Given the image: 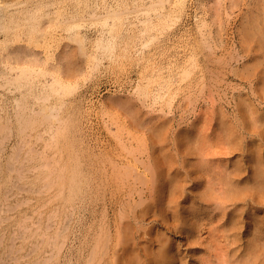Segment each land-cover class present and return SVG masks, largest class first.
Masks as SVG:
<instances>
[{
	"label": "bare ground",
	"instance_id": "bare-ground-1",
	"mask_svg": "<svg viewBox=\"0 0 264 264\" xmlns=\"http://www.w3.org/2000/svg\"><path fill=\"white\" fill-rule=\"evenodd\" d=\"M166 1L167 2L169 1L168 3H170V5H167ZM185 1L186 0H147V1L146 0H24V3L22 2L23 5H20V2L18 5H13L9 2V0H0V30L8 31L3 35L2 40H0V44H1L0 45L1 46L0 47V61H1L0 65H3V63H4L3 66H5L6 68H9V70L11 69L9 72L10 74L8 73V71L6 72L4 70L5 71L4 72L1 69V73H3V74H0V75H3V76L6 75V80L16 79L18 81L17 86H20V87L23 85H26V83L28 82V77H27L28 73L24 72L25 69H27L25 71L29 72L30 71L29 69H31V68L35 69L36 68L35 66H38V68H40L39 66H45L46 65L44 67V68H46L45 70H47L48 72L50 71V74L52 75V78L50 80L41 81V82L36 83V84L32 82L31 85L28 87V92L30 94H32V96L34 97L36 102H38V103L41 102V104H40L41 108L38 111L35 108L28 106L26 104V102L21 101L22 102L21 103L20 100L18 98H16V104H15L14 109H13L14 113L12 114V115H14V119H15V121H14L15 127L19 128L20 131L24 132V129L27 128V123H32L31 126L34 125L33 123L35 122L34 120H36V119L32 120V118H33L32 113H34V112L36 113V111L40 112V110L46 111V112L53 111L52 109L54 108V110H55V107H57L55 104H53L54 102L56 103V101L59 102V104L58 103H56V104H58V105L62 104V101L59 100V97L56 98V101L54 99L53 101L48 102V99L50 98L49 95L51 94L52 91H55L56 89L59 90L58 88H56L57 84H58V86L59 85L62 86L64 83L69 82V80H72L74 77L79 75L80 71L83 69L85 57H87L89 59L90 58L89 56H91L95 52L94 47L96 46L97 42H98L97 43L98 45L102 46L105 49H108V48L111 49L114 47L116 48V46L118 45L117 43L124 42L123 44H125V46L127 48L126 51H129V53H127V54L125 53L126 51L124 49H126V48L124 47L123 55L124 54H126V55H124L125 57L123 56V58L121 57V59H126L127 55L130 54L129 58L131 57V59L138 60V58L137 59L135 58L136 55L135 56L133 55L134 54L133 51L136 49L135 47H138V46H135L137 44L136 43L137 36H138V39L139 38L142 39V37H139V36H142L141 35L142 33L145 34V36H143L144 38L146 37L147 34H150L151 38L149 36H147V37L150 38L149 42L153 43L154 41H151V40L153 39V37H156L157 33L159 35L158 31L159 30L161 31V29H162L161 27H160L161 29H159L157 26L158 25L161 26V23H163V22L165 23V21H166L165 24H167L166 18L173 17L175 14H177L176 16H178L177 18H179L180 16L178 14H181V13L184 16L185 13L183 14V11L186 10L185 6L187 5V4L185 5V3H186ZM233 1L234 0H231V2H233ZM11 2L13 3V0H11ZM187 3H188V1H187ZM200 4H203V3H200ZM218 4H219V2H218ZM220 4H221V2H220ZM248 4L250 5V8L244 14L245 23L243 24V21H242L241 24L243 26H241V29H239V30H241V41H242V45L244 46L243 48H245L244 50L246 51V53L248 55L250 54L251 56H250V58H248L249 59L248 61L244 62V64L242 65V68L246 69V70H250V72L253 73V75L257 79L256 83L260 86L263 85V87H264V0H250V1H248ZM140 5H144V6L139 8ZM188 5H189V3H188ZM249 5H248V7H249ZM132 7H134L135 9ZM198 7H200V6H198ZM97 8L99 10H101L102 14L105 17V19L103 20V23H104L103 25H105V26H103L102 28L97 30V34L94 35L95 37L93 39V37L91 38L90 34H87V32L84 33L83 30H80V31L76 30L75 27L81 25L80 19L82 18L81 16L85 15L84 13L96 14L95 11L97 10ZM216 9H217V11H219L218 9H220V8L218 7ZM132 10L138 14L137 15L134 14L135 12L133 13ZM140 11H141V13H140ZM130 13L134 14V15L132 14L133 16L131 15L132 19L129 16ZM139 14L141 16H139ZM96 15H98V13ZM185 15H187V14H185ZM197 15H199V13ZM91 16H90V18H91ZM176 16H175V18H176ZM45 17H48L47 23L42 22V19ZM83 17H85V16H83ZM195 17H197V16H195ZM99 18H100V16L97 17V19H99ZM109 18H113L114 19L113 22L112 21L110 22ZM124 18H126L125 20H128V18H130L131 20H129V21H127V23H125ZM87 19H89V18H87ZM136 19H138L139 21L136 22ZM172 19L173 18H171V20H170V25H167V26H169V27L171 25L173 26V24H171ZM201 19H202V17H201ZM83 20H84V18H83ZM64 21L66 22V25H67V26L63 27L64 29H69V28L74 29L75 28L74 32L72 34L66 35L65 33H62V32H60V33L55 32L56 28L61 25V24L59 25V22H64ZM116 21H118V22H116ZM173 21H175V20L173 19ZM203 21H204V23H203ZM203 21L200 22L201 24L203 23L201 25V26H203V28H204V25L205 26L211 25V23H209L210 24L209 25V24H207V21H205V20H203ZM138 22L141 23V26H140V28L136 29L137 25H135V23L138 24ZM176 22L177 21H175V23ZM197 22H199V21H197ZM213 22H212V24H213ZM172 23H174V22H172ZM221 23H223V22H221ZM69 25H70V27H69ZM213 25H211V26H213ZM220 25H217V26H219L218 31H220L221 29L223 30V27L221 28ZM169 27L168 28L166 27V28L171 29V27L170 28ZM195 27L198 28L197 26H195ZM163 28H164V26H163ZM207 28L210 29L209 27H207ZM183 29H184V27H183ZM200 29H202V27H200ZM152 30L153 31L156 30L157 33L152 32ZM163 30H166V29L164 28ZM163 30H162V32H163ZM172 30H174V29H172ZM194 30L197 31V29H193V31ZM204 30H206V29H204ZM204 30H202L203 34H202L201 30H198V31L201 32L200 34L203 35L202 42H206L207 43V44L205 43V45H207L206 47H209L211 49L213 47V45L211 43H213V42L210 43V41H208V40H210L213 36L212 37L207 36L208 38H210V39H207L206 34H204ZM215 30H216L215 33L217 34V27ZM184 31L185 30H183V33L185 34L186 31L185 32ZM187 31L189 33L191 32L189 30H187ZM206 32H207V30H206ZM39 33H41L40 36H42V38H44L43 43L38 41V39H39L38 34ZM164 33L165 32H163V34L161 33L162 36L165 34H166V36H168L167 33H169V35H170V32H167L165 34ZM180 33H179V35L176 33L177 36L182 35V33L181 34ZM208 33H210V30H209V32H207V34ZM212 34L214 35V33H212ZM218 34H219V32H218ZM190 35H191V33H190ZM196 35H198V33H196ZM160 36L161 35H159L158 38H161ZM66 37H68V39L72 38L73 40H77L76 41L77 44L71 45V44L67 43L66 41H65V43L61 44V42H62L61 40H63ZM198 37H199V35H198ZM198 37H196L197 41H198ZM144 38L142 39L143 40L142 42L145 41ZM163 38H164V36L161 38V40ZM186 38L187 37H185L183 39H186ZM193 38H194V35H193L192 39H189V38L188 39L191 41V40H193ZM213 38H214L213 40H216L215 37H213ZM23 39L26 40L25 43H22V41H20ZM141 39H139V42H141L140 41ZM172 39H173V36H172ZM179 39H180V37H179ZM181 39H182V36H181ZM147 40H148V38L146 39V41ZM189 40H187V41H189ZM196 40H194V41H196ZM213 40H211V41H213ZM55 41H56V46L54 49H52L51 46L55 43ZM158 41H155V42L158 43ZM174 41H176V40H174ZM139 42H138V44H139ZM162 42H164V40H162ZM177 42H179V40H177L175 42L176 46L179 45V44L177 45ZM184 42L186 44V40ZM196 42H195V44H192L191 47H189V49H190L189 51H191L190 54L192 55V56L190 55L191 57H193V56L195 57L197 54L199 55L201 53L200 50L203 49V47L201 48V45H200L203 43L200 42V44H199V42H198V44H196ZM169 43H171V41ZM172 43H171V45L174 44V43L173 44ZM190 43H192V42H190ZM190 43L188 45H190ZM214 43H215V41H214ZM120 44H119V48L122 45V44L121 45ZM145 44H146V46H148L147 42ZM153 44L156 47L155 43H153ZM159 44H160V41L157 45H159ZM216 44H215V46H216ZM141 45L144 46V44H141ZM141 45H139V46H141ZM152 45L149 44L148 47L152 48ZM166 45H168V44H166ZM188 45L186 44V46H188ZM37 46H38V48L42 47V50H40L41 52H39L36 49ZM123 46L124 45H122V47ZM160 46H163V45H160ZM160 46L156 47L154 50H152L153 49L152 48L148 52L146 49H144L143 52L141 50V51H139V52H141L140 57L139 56H137V57H139V59L142 58V60L144 58V61H146V63H144V64L148 63L147 66L148 65L151 66V65H153L152 61H154L158 55L160 56V54H161L162 57H163V55H165L164 52H166V51H164V50H166V49L163 48L164 49L163 50L160 48ZM186 46H185V49H186ZM171 47L173 48L175 46L173 45ZM171 47L170 48L166 47V48L171 49ZM198 47H200V48H198ZM206 47L204 46V49ZM219 47H221V46H219ZM219 47H217V48H219ZM119 48L117 46L116 50ZM133 48H135V49L133 50ZM182 48H184V47L182 46ZM137 49H140V47ZM177 49H178V51H180L179 48H177ZM212 49H214V48H212ZM119 50L121 52L122 48ZM112 51H114V49H112ZM137 51H135V52H137ZM181 51H183V50H181ZM202 51H205V50H202ZM216 51L217 50H215V52ZM116 52H118V50ZM161 52H163L164 54L162 55ZM186 52H188V51H185L184 53H182V55L180 52H179V54L181 56H184V55H187ZM209 52H207V53H209ZM215 52H214V54H216ZM112 53L114 54V52H112ZM131 53H133V54H131ZM116 54H117L116 56H120L121 53L119 54V52H118ZM179 54L177 53L176 55H179ZM204 54L207 57V55L210 56V54H212V53L206 54V52H205ZM81 55H83L84 58H81ZM176 55L175 56L172 55V56L176 57ZM111 56H113V55L111 54ZM168 56H169V53H168ZM168 56H166V57H168ZM173 57H171V60H173ZM200 57H201V54H200ZM206 57L205 58L203 57L204 63H206L208 61V59L209 60L210 59H217L216 56H215V58H208V57L206 58ZM118 58H120V57H118ZM118 58L116 60H118ZM129 58H128V62H129ZM168 58H170V57H168ZM180 58H183V57H180ZM203 58H201V60ZM165 59H167V58H165ZM187 59L188 60H185V59L184 60L186 62L191 60V58H187ZM197 59L195 58L193 61H196ZM112 60H113V57H112ZM116 60L114 62H116ZM150 60H152L151 61L152 64H149ZM119 61L121 62L120 59H119ZM169 61H170V59H169ZM169 61H168V65H170L169 63L172 62V61H170V62ZM174 61L176 62L177 58ZM174 61H173V65H175ZM179 61H177V62H179ZM181 61H183V60H181ZM193 61H192V63L191 62L190 63L194 64L193 66H196L197 68L199 67L198 64L200 62H202V61H200V59H198L195 63H193ZM210 61H213V60H210ZM215 61L216 60H214L213 62H215ZM122 62H123V60H122ZM156 62H157V60H156ZM159 62H160V60H159ZM159 62H157L155 64L156 67L153 65L155 67V69L157 68V66H159L158 68H160V66H161L160 64L162 62L159 65H157ZM166 62L164 61V63H166ZM186 62H185V64L183 62L178 63V64L183 63L184 64L183 66H185V65H187ZM11 64H14L15 66L14 65L11 66ZM126 64H127V62H126ZM134 64L135 63H133V67L137 65V63L135 65ZM16 65H18V66H16ZM173 65H171L172 68L175 67ZM205 65L207 66V63ZM128 66H130V65H128ZM191 66H190V68H192ZM200 66H202V65H200ZM151 67H149V68L151 69ZM163 67H164V65H163ZM177 67H179V66H177ZM180 67H181V65H180ZM17 68H20L21 70L19 71V69H18L19 72H16ZM136 68H138V66ZM181 68H182L181 71H184V67H181ZM186 68H187V66H186ZM193 68H195V67H193ZM13 69L16 72V73L14 72L15 74H12V72H11ZM129 69H131V67ZM38 70L40 71V69H38ZM42 70H43V72H45L44 69H42ZM153 70H154V68H153ZM161 70L162 69H160V71ZM172 70L173 69L170 68L171 73L174 72ZM190 70L188 72L185 69V71L188 72V73L185 72L186 77H187V74H190L192 72ZM200 70H201V68H200ZM203 70H204V67H202V71ZM181 71H179V72H181ZM143 72L146 73L145 69H144V71H142V73ZM8 74L9 75L12 74V76H9ZM153 74H157V73H155L153 71ZM182 74H183V72H182ZM182 74L180 73L182 78H186L185 75H182ZM139 75L143 76L145 74L140 73ZM140 76H138V77H140ZM162 76H163V74H162ZM167 76H168V74L166 75V77ZM146 77H147V75H146ZM152 78H154V77H152ZM139 79H142V78H139ZM156 79H154V81H156ZM164 79H165V77H164ZM174 79H176V78L174 77ZM197 79L198 78H196V80ZM202 79H204L203 76H202ZM202 79H201V81H202ZM149 80H150V78H149ZM165 80H167V78ZM150 81H149V83H150ZM168 81H167V84L172 82L171 78H170L169 83H168ZM173 81H175V80H173ZM181 81H182V79H181ZM175 82H178V80ZM3 83H5V82H3ZM161 83H162V81H161ZM161 83L160 84L157 83L158 84L157 87L160 85L159 88H161V90H163L162 88L164 85H161ZM196 83L199 84V82H197V81H196ZM196 83H194L195 86H196ZM202 83L203 82H201V84ZM8 84H9V82H8ZM147 84H148V82L146 83V85ZM4 85H6V84H4ZM171 85H173V84L172 83L169 84V87ZM178 85H180V82H179V84H177V86ZM188 85H186V86H188ZM199 85H197V86H199ZM177 86L175 87L176 89H177ZM63 87H62V89H63ZM144 87H143L144 92L142 94L146 95V93H145L146 90H144ZM147 87H145V89ZM188 87H186V88H188ZM11 88H12V86H11ZM151 88L152 87H150V90H151ZM153 88H152V90H154V91H147L150 94V96L147 94L148 97H152V99L151 98L149 99L148 104H147L150 107H153L152 104L155 103L156 101H158L159 99H161V98H159L157 100V98H156L157 96L159 97L160 94H158V93L159 92L161 93V91L157 90L155 88V86ZM170 88H166V89L171 90ZM178 88H182V87L178 86ZM197 88H200V87H197ZM16 89H17V87H16ZM155 89L157 90L156 91L157 93L155 92ZM176 89H174V90L176 91ZM190 89L194 90L195 88L193 89V86H192V88H190ZM178 90L180 91V89H178ZM186 90L188 91L189 88ZM186 90H184V91H186ZM192 90H190V92H193ZM153 92H155L156 95L157 94L158 95L155 96V94ZM168 92H167V94H168ZM190 92H186L185 95H187ZM173 93L174 92H172V94ZM193 93H192V95L194 97L195 94H193ZM161 94L163 96L164 93H161ZM172 94L170 97H172V98L175 97V96H172ZM196 95H197V93H196ZM162 96H160V97H162ZM190 96L191 95L184 96V97H190ZM163 97H162V99H163ZM170 97L168 98L169 100L172 99V98L170 99ZM41 99H43V101H41ZM143 99H145V98L143 97ZM146 99H147V97H146ZM194 99H196V97H194ZM13 100L15 101V98ZM62 100H64V99H62ZM112 100H111V102H112ZM140 100H142V99H140ZM183 100L186 101V98ZM187 100L191 101L190 98L189 99L187 98ZM113 101H115V103H117L115 108H117V106L123 107L127 111L128 116L130 115L133 118H135V121L133 123H136L135 128L137 129V131L138 130L142 131V129H143L142 132H144V130H146L151 135L150 137L152 139L157 138V141L155 140L156 142L155 143L153 142V145H151L153 148V149L151 148V150H153L152 151L153 153H150V157L152 154V156L154 157L153 163L147 164V162H148L147 161L145 163L147 165H145L143 163L144 160L139 156L143 160L142 163L140 162L142 164V166L143 167H144V165H145V167L147 166L145 168V171L142 172L138 168V162H139L138 159H140V158L133 157L136 155L132 154L133 155L132 157L134 160L126 159V157L124 159V157H123V159L121 161H118L116 163L115 162L116 159L114 160V158L117 155V153H119V151L118 152L116 151L117 153L115 156L111 154L114 158H112V156H110V155H108L109 158H108V156L105 157V155L102 153H100V155H98L97 153H96V155L90 154L89 152H91V151H89L87 153L86 149L88 147L86 148V146L84 144V140L81 141L79 138H76V135H74V133H73L74 132V126L76 127V122H73V118L71 116H69V119H72V121L70 120L68 122V120L65 119L63 114L60 117H58V119L56 118L58 116L57 115L55 117L56 118L55 120H57V122L49 121L51 123L48 124V128H49V130H51V134H50L52 136L51 140L55 139L53 142L56 141V143L58 140L63 141V145H64L63 147H64V150L66 152L63 153V156L61 158H60V156L59 157L58 156L52 157L51 155H49V156H51V157H49L48 154H46V155H43V157L45 158L44 159L40 155V158L41 159L43 158L44 160L43 159L42 160L44 162L36 165V167H38V169L40 171V174L38 176V180L34 181L33 178L29 179V180L28 179L25 180V186L27 185L25 187V189H27V191L30 192L32 190V186H34V184H36L35 186L38 187L37 188L38 190L41 191L44 188H48L47 191H49L50 187L53 188V186H55V189H54L55 192L54 191L53 192L56 195V193H61V191H63L62 189L64 188V186H66L67 187V194H65L66 200L68 202H71L72 200L80 199V201L79 200H77V201L81 202L80 205L76 202L77 203L76 205H71L72 207H69V208H67V205H66L67 202L66 201L61 203V206L64 207V210H65L64 213H66L68 220H70V222H71L72 217H75V215L73 216V214L81 213L83 208H85V207L87 208V205L96 201L95 204L97 207H95L94 215H92L95 218V220H94L95 224L94 223H93L94 225L92 224V228H90L91 230H89L88 227L84 229L85 233H83L84 237L81 241V244H82L81 250L83 252L81 253L79 251L77 253L78 255L76 256L77 258H72V253H69V254H66V256L63 255V258L67 257V258H64L63 261L56 262L55 257H58V256H55L54 258L53 257L52 258L46 257L45 259L42 258V261H40V258H32V257L27 258V256L22 255L21 250L28 243H30V241H31L30 238H32V236L37 231L36 225H35L37 223H35V221L31 220L32 216L30 217L31 219L29 217H27L28 214L26 216L25 213L21 214L19 212L20 213L19 216H18V214H17V217H16V215L12 216L9 213L10 210L7 211V210H5L6 207H3L6 204L5 198L8 199L7 198L8 196L6 195L7 193H5V192H7L9 187L12 186V184L16 181V180L14 181L15 177H16V179L18 177L16 176V174L12 173L13 170H17L15 161H13L14 160L13 156H14V158H16L15 153H13V152H15L14 149H12L11 152L9 151L10 153L4 157L1 156V154H0V264H75V261H76V264H185L186 258L182 259L181 258L182 256L177 258V252L180 250L177 251V249H178L177 246L179 247V245L176 246V240H175L176 238H173L172 235L167 237L165 235L166 233L162 232L163 231L162 229H161V233H163L165 235V237H162L159 239L157 247L154 248V250L153 249L151 250L148 248V246H146L147 242H145L143 240H141L142 241L141 242L139 240L138 236L137 235L135 236L136 231L142 225V221H144L143 218L147 219L145 217H142V215L143 214L146 215L149 212H150L149 214H151L152 213L151 211H154V214L157 213V215H162L164 212H166V213L170 212L169 213L170 215L174 214L173 217L176 216V218H177V216H179L180 218L178 217L177 219L180 220L181 226L176 225V223H175V225L179 226L178 230L182 231L181 232L182 235L185 236L186 239H188V241H189V240L193 239L194 235H195L194 237L196 238L197 233L196 234H194V233L196 232V229H199L198 225L203 221V219L209 217L208 213H210V206L208 207L207 203H208V200H211V199L214 201V204L217 206V208H219V211L221 213V215L218 217L219 223H221V228L219 227V230L223 233V235L222 234L221 235L227 237V239H230L229 241H231L230 247L228 249L225 248L226 249L225 250L226 251L225 259L227 261V264L228 263L229 264H254L257 260H259L258 258H261V259L263 258L262 259L263 261L261 260V262L264 264V112L258 111V108L255 107V105L252 104V102L250 103L247 100H243L240 102L239 107H241V110L246 113V114L244 113L242 116V118L245 121L242 120V118H241V121H244L246 124L248 123V119L251 123L254 121V123H255L254 127L255 128L253 127V125H251L253 129L251 128L249 130L252 131V133H257L260 137L251 138V140H253L252 141L253 144H252V142H251L252 145L249 144V147H247V149H246L247 151L245 150V152L242 153V155L236 154L237 156L234 157L235 159L232 157L233 158L232 161H234V164L232 165V162L231 161L230 162H231L232 167L234 166L233 169L232 168L230 169V167H228L229 170H227L226 167L223 164H221L222 168L225 167L224 169H226L227 171L224 169H221L220 165L218 166L217 161H216V166H215V163L211 162L213 160H210L211 159V158H209L210 156L208 157V155H207L208 154L207 152L211 151V150L207 151V149H208L207 146H209V145H207L205 147V144H207L206 142H208V139L206 138L208 135L206 134L205 135L206 137H204V138L202 137L203 134L200 136V134H199L200 132L195 130L196 129V126L194 124L195 122H193L191 124V126L187 127V129L186 128H184V129L179 128V129H177L176 132L174 131V133H173V135H174L173 139L175 141L174 145H176L181 150V152L179 150H177V151H179L181 153L180 155H182V158H184V160L180 161V162L182 163V166H184V169L187 170V172L192 173V176H191V182L192 183H191V185H189V187H191L192 189L191 188H189V189H191L196 194L193 197H190V196L186 197L185 196V194H187L186 188H185L186 183L183 184V182H185V181H183L184 180L183 179L184 174L181 175V169L178 168L176 165L177 162L179 163L178 157L175 156V154L172 155L170 153L171 150H169V152L167 150V153L163 152V150L166 149L165 144L169 142V141L167 142V139H168L167 134L169 131H172V130H170V128H171V125L173 123L172 122L173 121V115H172V117H170L168 114H167L168 116H166V114L164 115V113H163L164 111H162V115L157 114V116H153L155 114L149 115L147 113L149 110L146 113H144L143 111L141 112V110H139L138 107L136 106L137 103L134 104L131 101L129 102L128 100H122V99H119V100L116 99ZM161 101H163V100H161ZM157 103L160 104L161 102L160 103L157 102ZM111 104H113V103H111ZM140 104H141V101H140ZM156 104H155V106H156ZM53 105H55V106H53ZM147 105H145V106H147ZM111 106H112V108H114L113 106H115V105H110V107ZM179 106H182V104L180 103ZM117 109H119V108H117ZM115 111H113V112H115ZM167 111L168 110H166V112ZM50 112H49V114H51ZM153 112H154V110H153ZM156 112H157V108H156L155 113ZM169 112H170V110H169ZM2 113H4V112H2ZM52 113H54V112H52ZM56 113L57 112H55V114ZM111 113H110V115H111ZM44 114H45V112L42 113V116ZM49 114H46L45 116H47V117L46 118L44 117V119L51 120V119H47ZM113 114H114V116L116 115L115 113H113ZM122 115H123V113H122ZM124 115H125V113H124ZM42 116H41V118H43ZM50 116L51 115H49V117ZM111 116H113V115H111ZM117 116H119V114H117ZM73 117L75 118L76 116H73ZM113 117H112V119H114ZM246 118H248V119H246ZM7 119L9 121V118H7ZM112 119L109 120L110 123H111ZM117 119L118 118H116V120ZM124 119H125V117H124ZM129 119H130V117H129ZM3 120L5 121V117L0 114V129L5 127V125H4L5 122H3ZM46 120H45V122H47ZM40 121H42V120L40 119ZM88 121H90V120H88ZM225 121L222 119V126L221 127L226 133L225 136H226L227 141H230V143L229 142L228 143L230 145L235 144V146L237 145V147H239L238 146L239 144L240 145L244 144V138L243 137H245V134L240 135V133L237 132V129H235L236 126L234 127V125H232L228 121H226V122ZM45 122L42 121V124ZM120 122H121V120H120ZM123 122L125 123L124 120H123ZM106 123L107 122H105L104 125H106ZM114 123H116V122H114ZM114 123H111V125H113ZM148 123H149V125L147 126ZM121 125H122V123H121ZM34 126L36 127V125H34ZM126 126L127 125H125L124 127H126ZM132 126H134V125H132ZM243 126H245V125L243 124ZM22 127H23V130H22ZM106 127L108 128L109 125ZM120 127H122V126H120ZM8 128H9V126H8ZM37 128H38V126H37ZM42 128H44V127H42ZM110 128H112V127H110ZM116 128L118 129V125H117V127L115 125V129ZM113 129H109L110 130L109 133H112L111 131ZM121 129L119 128L118 132H119V130L121 131ZM6 130H7V128H6ZM9 130H10V128H9ZM30 130H32V129L30 128ZM116 130H114V131H116ZM132 130L130 129L129 131L131 132ZM4 133H6V132H4ZM144 133H146V132H144ZM116 134H117V131H116L114 137L117 136V138H119V136H120L119 140L115 139L113 136L112 137L116 141L118 140L119 144L121 143L120 145H123L122 143L125 142V139L121 135L124 136V134H122V132L120 133L119 136H118V134L117 135ZM29 135H31V134H29ZM35 135L37 137L36 133H35ZM138 135H139V133H138ZM34 136H33V138H34ZM40 136H41V134H40ZM127 136H128V134H127ZM38 137H39V135H38ZM53 137H55V138H53ZM60 137L62 139H60ZM2 138H0V139H2ZM126 138H127L126 141H128V137H126ZM139 138H140V135L138 136V139ZM144 138L145 137L140 139V142L143 144H144ZM212 140H211V142H212ZM21 141L23 142L24 146H25V144H28L30 142V139L26 135V133H24L21 136ZM101 141H103V140H101ZM254 141H255V143H254ZM18 142H19V140H18ZM95 142H97V139L95 140ZM145 142H147V140ZM150 142H152V141H150ZM231 142H232V144H231ZM16 143L17 142H15L12 147L16 148ZM79 144H82V147H80ZM150 144H152V143H150ZM0 145H1V143H0ZM98 145H99V143H98ZM98 145L96 144V146H98ZM27 146H30V145H27ZM129 146H133V145L129 144ZM144 146L145 145L141 144V147H144ZM2 147L3 146H1V148ZM19 147H21V146H19ZM98 148H99V146H98ZM112 148L110 147L111 150H112ZM130 148L133 149V147H130ZM167 148L169 149V146H167ZM212 148H213V146H212ZM35 149L37 150V148H35ZM100 149H102V147ZM134 149H136V148L134 147ZM36 150L34 152H37ZM104 150H106V149H104ZM125 150L126 149H124V151ZM147 150H148V148H147ZM22 151L23 150H21V152ZM39 151H40V149H39ZM56 151L54 150L53 154H56ZM144 151L146 152V149H144L143 152ZM129 152L132 153V151H129ZM173 153H175V152H173ZM24 154H26L25 156H23L24 158L19 159L21 161V162H19L21 166H22V164H24V165L27 164V163H25L27 159H30V161H31V158L34 156V154L36 155V153L33 154L31 148H29L26 151V153H24ZM105 154H106V152H105ZM134 154H135V152H134ZM80 155H81V157H80ZM125 155H127V154H125ZM17 156H20V155H17ZM117 156H119V155H117ZM160 156H162V158ZM145 157H147V156H145ZM166 157L169 159V161L166 159ZM41 159H40V161H42ZM147 159H148V157H147ZM30 161H28V162H30ZM148 165L150 168L148 167ZM212 166L214 167L213 169H211ZM25 167H28V166L25 165ZM140 168H141V166H140ZM215 168H219V169L216 170ZM18 169H19V171H17V172H19V173H17V175L18 174L25 175L24 171L21 173V171H20L21 169L20 168H18ZM22 169H23V167H22ZM150 169H151V172H153V174L150 172ZM28 170H29V168H28ZM220 170L221 171L224 170V173L221 174ZM210 171L212 172V175H209ZM216 173H217V176H219V177L215 176ZM181 177L183 180H181ZM216 180L218 181V186H217ZM19 181H20V179H19ZM22 182H23V180H22ZM187 182L190 183V181H188V179H187ZM90 183H92V184L90 185L91 191L89 192V191H87L88 190L87 185ZM140 184H143V185L146 184L147 185L146 188H147V190H149L148 192H152L150 190V187H152L153 188L152 189L153 190V196L149 195L148 197H150V196H152V197H150L148 199L146 197L140 199L137 195L138 200L135 201V200H133V199H135V196H134L135 193L139 192L140 196H142L143 193L147 192L146 190H144L145 187L144 188L141 187ZM18 185H19V183H18ZM62 185H63V187H61ZM152 185H154V186H152ZM20 186H21V184H20ZM113 186H116V188L121 187V190L120 189L119 190L122 193H125V195L128 194V196L130 198L127 197L128 199L126 201L123 200L121 210L117 208L118 211H120V213L117 211L119 213V215L116 213L119 218L115 217V215H114L113 219L111 218V220H108L107 219L108 207L106 206L107 203H105L104 200H105L106 193L109 192V190H111L110 188ZM22 187H23V185H22ZM23 189H24V187H23ZM33 190L35 191L36 189H33ZM116 192H117L116 189L111 192L110 199H112V197L115 195ZM188 192H190V191H188ZM44 193H45V191H44ZM118 193H120V192H118ZM118 193L116 195H118ZM148 194H150V193H148ZM120 196L121 195H119L118 197L120 198ZM116 198H117V196H116ZM26 199L29 200V198H26ZM49 199L51 200V198H49ZM49 199H48V201H50ZM121 199H123V197ZM21 200H22V198H21ZM99 201H101V203L102 202L103 203L100 205ZM4 202H5V204H3ZM116 202H118V201H116ZM45 204H46V202H45ZM98 204L102 208L101 207L98 208ZM39 205H41V204H39ZM109 205L110 204L108 203V206ZM8 206L12 207V205H8ZM33 208H34V206H33ZM37 208L38 207H35L34 209L37 210ZM136 208H138V209H136ZM3 209L5 211L4 213H2ZM39 209H40V207H39ZM57 210H58V208H57ZM49 212H50V210H49ZM139 212H140V214H139ZM40 213H43V212L40 211ZM38 214H39V212H38ZM175 214H178V215H175ZM47 215H48V213H47ZM207 215H208V217H207ZM29 216H30V214H29ZM38 216H40V215H38ZM51 216H50V218H52ZM54 216H53V219H54ZM48 217L49 216H46V218H48ZM74 220H76V219H74ZM8 221H11L10 224L12 227H10V224ZM78 221H80V220H78ZM66 223L68 224V221H66ZM73 223H72V226H73ZM48 224H46V225H48ZM52 224L53 225L49 226V228L47 226V228H48L47 232L42 231L43 233H40V234H42L44 241L48 240L50 242V244H52V246H54L56 249V247H59L60 242L62 243V245L64 244L62 241L59 242L57 240V238L59 236L61 237L63 234L62 233L63 232V230H62L63 226H61L59 223H58L59 225H57V224L55 225L54 221ZM64 224L62 223V225H64ZM175 225L173 227L177 229V227ZM68 226H70V225H67L64 227H68ZM38 228H40V227H38ZM44 228H45V226H44ZM141 228H143V226ZM154 228H155V226H154ZM167 228H168V224H167ZM159 229H158V231H159ZM170 229H171V227H170ZM74 230H76V229H74ZM155 230H156V228H155ZM178 230H176V232ZM19 231H24L23 233H25V231H26L27 234H23L21 236V237H23L21 242H20L21 246L18 249L17 248L15 249V254H13V255H15L14 258H11V257L10 258H2L5 253H7V252H8V254L12 253V251L9 253L8 247L14 241H11L10 243L7 241H8V239L10 240L11 237L14 236L13 235L14 233H17ZM64 231H65V229H64ZM146 231H148V230L146 229ZM170 231H172V230H170ZM154 232L155 231H153V233ZM156 233H155V235H156ZM20 234H21V232H20ZM20 234H19V236H20ZM178 234H179V232H178ZM6 235H7V238L6 237L4 238V239H6V241L2 242V239H3L2 237L6 236ZM80 235H81V233H80ZM16 236H18V234ZM161 236H162V234H161ZM161 236H159V237H161ZM17 238H20V237H17ZM195 238H194V240H196ZM4 239H3V241H4ZM64 239H65V237H64ZM14 240H16V238ZM142 243H145V244H143L144 246L142 245ZM12 244H14V243H12ZM38 247H39V245H38ZM38 247H35V248H38ZM63 248L64 247H62V249ZM52 249H51V251H49L50 253L52 252ZM32 251H33V249H32ZM225 251H223V252H225ZM28 252H29L28 253V256H29V254L33 253L34 251L33 252L28 251ZM49 252H45V253H49ZM198 252L199 251L196 250V248L194 247V242H193L191 244V256H192V258H191V261L188 260V262L186 264H216V262L214 261L215 258H214V260H212L210 258L202 259V257H201L202 260L198 261V258H196V256H198ZM8 254H6V255L8 256ZM51 255L52 254H50V256ZM56 255H58V254H56ZM182 255H184V254L182 253ZM178 256H180L179 252H178ZM221 257H224V255ZM61 258L62 257H60L59 260ZM57 261H58V259H57ZM226 261L224 260V262H226ZM217 264H220V263H217Z\"/></svg>",
	"mask_w": 264,
	"mask_h": 264
},
{
	"label": "rangeland",
	"instance_id": "rangeland-1",
	"mask_svg": "<svg viewBox=\"0 0 264 264\" xmlns=\"http://www.w3.org/2000/svg\"><path fill=\"white\" fill-rule=\"evenodd\" d=\"M147 1V0H146ZM187 1H188V3H189V5H188V3H187ZM248 1H250V0H248ZM248 1L247 0H234L233 2H231V0H186L185 2V9L188 11H183V14L185 13V14H187V15H185L184 14V16L182 15V13L181 14H178L180 17L179 18H177L178 16H176L177 14H175L173 17H169V18H166V20H167V24H165L166 23V21H165V23L163 22V23H161V26H157L159 29H161V31L159 30L158 32H159V35H161L160 37L162 38L163 36H164V38L162 39V40H164V42H162V40H161V38H158L159 37V35H158V33H157V31L156 30H152V32H156L155 34H156V37H153V39L151 40V41H154L153 43H155V45H156V47H158V46H160V45H163V46H160V48L161 49H163V48H165L166 50H164V51H166V52H164L163 50V52L165 53V55H163L164 53L163 52H161L162 53V55H163V57L161 56V54H160V56L158 55L157 56V58H155V60L154 61H152V60H150V62H149V64H152L153 63V65L155 66V64L157 63V62H159V60H160V62L157 64V65H159L161 62L163 63H161L160 65V68H158L159 66H157V70L155 69V67L153 66V65H148L147 66V64H144V63H146V61H144V58H143V60H142V58H140L139 59V57H140V53L141 52H139V51H141L142 50V52L144 51V49H146L147 50V52L149 51V50H151L152 48V50H154L156 47L154 46V44L152 43V42H149L150 40V38H151V36H150V34H147L146 35V37L144 38L143 36H145V34L144 33H142L141 35L142 36H139V37H142V39L144 38V42L146 43L147 42V45L149 46V44H153L152 45V48H149L148 46H146V44L144 43V42H142L143 40L141 39V38H139V39H141L140 41L141 42H139V39H138V36H137V40H136V43L138 44V42H139V44L137 45L136 43V45L135 46H138V47H135V48H133V53H131V54H133L134 56H135V58L137 59L138 58V60H134V59H131V57L129 58V55L130 54H128L127 55V57H126V59H121V57L123 58V56L124 55H126L127 53H129V51H126L127 50V48H126V46H125V44H123L124 42H119V43H117L116 45L118 46V48H119V44L121 43L122 45H124L123 47H122V45H121V47L119 48V49H121L122 48V51L120 52V50L119 49H117L118 50V52H119V54H120V56H116L117 54L116 53H118V52H116L117 50H116V48H117V46H116V48L114 47V48H108V49H105V48H103L102 46H100V45H98L97 43H96V46L94 47V49H95V52L91 55V56H89L90 58L88 59L87 57H85V60H84V65H83V69L80 71V73H79V75H77L76 77H74L72 80H69V82H66V83H64L62 86L61 85H59L58 86V84H57V87L56 88H58L59 90H55V91H52L51 92V94L49 95V99H48V102H51V101H53L54 99H55V101H56V98H58L59 97V100L60 101H62V104L61 105H58L59 104V102L58 101H56V103H58V104H56L55 102L53 103V104H55L57 107H55V110H54V108L52 109L53 111H49L51 114H49V112H46V111H41L40 110V112H37L40 108H41V106H40V104H41V102L40 103H38V102H36V100L34 99V97L32 96V94H30L29 92H28V87L31 85V83L33 82V83H39V82H41V81H48V80H50L51 78H52V75L50 74V71L48 72L47 70H45L46 68H44L45 66H39L40 68H38V66H35L36 68L35 69H29L30 71L28 72V71H25V70H27V69H25L24 70V72H26V73H28V82L26 83V85H23V86H17L18 85V81L16 80V79H11V80H6V75L5 76H3V75H0V77L2 78H0V114L1 115H3L4 117H5V121L3 120V122H5L4 123V125H5V127L4 128H2V129H0V138H2V139H0V143H1V145H0V154H1V156H6L7 154H9L10 152H11V150L12 149H14V151L15 152H13V153H15V156H16V158H14V156H13V161H15V164H16V168H17V170H13L12 171V173L13 174H16V176L18 177L17 179H16V177H15V179H14V183L12 184V186H10L9 187V189H8V191L7 192H5V193H7L6 195L8 196H6L8 199H6L5 198V202H6V204H5V202L3 203V204H5L3 207H6V209L5 210H7V211H9V213L12 215V216H15L16 215V217H17V214H18V216H19V214L21 213V214H23V213H25V215L27 216V214H28V216L27 217H31L32 216V219L31 220H33V221H35V223H37V224H35L36 225V233L32 236V238H30L31 239V241H30V243H28L21 251H22V255H24V256H27V258H40V261H42V258H46V257H50V258H54L55 256H58V257H55V259H56V262H59V261H63L64 260V258H67V257H64L63 258V255L64 256H66V254H69V253H72V258H77L76 256L78 255L77 253L80 251L81 253L83 252L82 250H81V246H82V244H81V241H82V239H83V237H84V234L83 233H85L84 232V229L85 228H87L88 227V229L89 230H91L90 228H92V224L94 223L95 224V218H94V216H92V215H94V210H95V207H97L96 206V201H94L93 203H90L89 205H87V208L85 207V208H83L82 209V211H81V213H79V214H73V216L75 215V217H72V219H71V222H70V220H68V218H67V216H66V213H64V207L63 206H61V203H63L64 201H66L67 203H66V205H67V208H69V207H72L71 205H76L77 203L80 205L81 204V202H79L80 201V199H75V200H72L71 202H68L67 200H66V198H65V194H67V187L66 186H64V188L62 189L63 191H61V193H56V195H55V191H54V189H55V186H53V188L52 187H50L49 188V191H47L48 190V188H44L43 190H38L37 188V186H35L36 184H34V186H32V190L33 189H36L35 191L33 190H31L30 192L29 191H27V189H25V187L27 186H25V180H29V179H32L33 178V180L34 181H37L38 180V176H39V174H40V171H39V169H38V167H36V165H38V164H40V163H43L44 161V157H43V155H46V154H48V156L49 155H51L52 157H56V156H60V158L63 156V153L64 152H66L65 150H64V145H63V141H60V140H58L57 141V143H56V141L55 142H53L55 139H53V140H51V130H49V128H48V124L49 123H51V122H57V120H55L56 118L58 119V117H60L62 114H63V116L65 117V119L66 120H68V122L71 120L72 121V119H69V116H71L72 118H73V122H76V127L74 126V135H76V138H79L81 141H83L84 140V144H85V146H86V151H87V153L89 152V151H91V152H89L90 154H95L96 155V153L98 154V155H100V153H102V154H104L105 155V157L106 156H108V155H110V156H112V155H116V153L119 151V153H117V155H119V156H115V158L112 156V158H114V160H115V162L117 163L118 161H121L122 159H123V157H124V159H125V157H126V159H132V160H134L133 159V157H137V158H142L143 160H144V162H143V160L140 158V159H138V168L143 172V171H145V168L147 167H145V165H147L148 163H153V159H154V157L152 156V154H151V157H150V153H153L152 151L153 150H151V148H152V146L151 145H153V142L155 143L156 141H157V138L155 139H152L150 136V134L146 131V130H144V132H146V133H144V132H142L143 131V129H142V131L141 130H138L137 131V129L135 128V126H136V123H133L134 121H135V118H133L132 116H128V113H127V111L123 108V107H119V106H117V108H119V109H117V108H115L116 107V105H117V103H115V101H113V100H119V99H122V100H128L129 102L131 101L132 103H134V104H136V106L138 107V109L139 110H141V112L143 111L144 113H146L148 110V114L149 115H153V114H155V115H153V116H157V114L158 115H162V111H164L163 113H164V115L166 114V116H170V117H172V115H173V123H172V125H171V128H170V130H172V131H169L168 132V134H167V138L169 139H167V142L169 143H166L165 144V150H163V152L165 153H167V150H168V152H169V150H171V154L172 155H174L175 154V156H177L178 157V160H179V163L177 162L176 163V165H177V167L178 168H180L181 169V175H183L184 174V180L182 179V177H181V180H183V181H185V182H183V184H185V188H186V193L187 194H185V196L186 197H193V196H195L196 194L191 190L192 188L191 187H189V185H191V176H192V173H189V172H187V170L186 169H184V166H182V163L180 162V161H183L184 160V158H182V155H180L181 153V150L176 146V145H174L175 143V141H174V139H173V133H174V131L176 132L177 131V129H179V128H181V129H184V128H186L187 129V127H189V126H191V124L193 123V122H195L194 124H195V126H196V129L195 130H197V131H199L200 133V136L203 134V138L204 137H206L205 135L207 134L208 136L206 137L207 139H208V142H206L207 144H205V147L207 146V145H209V146H207L208 147V149H207V151L208 150H211L210 152H207L208 154V157L209 158H211L210 160H213V161H211L212 163H215V166H216V161L218 162V166L220 165V168L221 169H224L225 167H226V169L227 170H229L228 169V167H230V169L232 168L233 169V167H232V165L234 164V161H232L233 160V158L234 157H236L237 155H242V153H244L245 152V150L247 149V147H249V144H251V142L253 141V140H251V138H258V137H260L257 133H252V131H250L249 129H251L252 128V126L251 125H253V127H254V125H255V123H254V121L251 123L250 121H249V119L248 118H246V119H248V123L246 124L244 121V119L242 118V116H243V114L245 113V112H243L242 110H241V107H239V104H240V102L241 101H243V100H247V101H249L250 103L252 102V104H254L255 105V107H257L258 108V111H263L264 112V87H263V85L262 86H260V85H258L257 83H256V81H257V79H256V77L253 75V73H251L250 72V70H246V69H243L242 68V65L244 64V62H246V61H248L249 59L248 58H250V54L248 55L247 53H246V51L244 50L245 48H243L244 46L242 45V41H241V30H239V29H241V26H243L241 23H242V21H243V24L245 23V19H244V14L246 13V11H248V9L250 8V5L248 4ZM9 2L11 3V4H13V5H18L19 4V2H20V5H23V3H24V0H13V3L11 2V0H9ZM23 2V3H22ZM169 2V1H168ZM167 1H166V4L167 5H170V3H168ZM218 2H219V4H218ZM220 2H221V4H220ZM200 3H203V4H200ZM250 3V2H249ZM248 5H249V7H248ZM132 6V5H131ZM144 5H140L139 6V8H141V7H143ZM198 6H200V7H198ZM220 8V9H218L219 11H217V9L216 8ZM132 8H134V7H132ZM199 8V9H198ZM131 9V8H130ZM135 9V8H134ZM189 9V10H188ZM198 9V10H197ZM96 12V14L98 13V15H96V14H90V13H84L85 15H83V16H85V17H83V16H81L82 18L80 19L81 21H80V23H81V25L80 26H77V27H75L76 28V30H83V32L84 33H86L87 32V34H90V36H91V38L93 37V39H94V35L95 34H97V30L98 29H100V28H102L103 26H105V25H103L104 23H103V20L105 19V17H104V15L102 14V12H101V10H99L98 8H97V10L95 11ZM102 14H100V13ZM132 12L134 13L135 11H133L132 10ZM187 12V13H186ZM130 13V18L132 19V16L134 15V14H138V13ZM140 13H141V11H140ZM199 13V15H197ZM89 14V15H88ZM133 14V15H132ZM189 14V15H188ZM215 14V15H214ZM92 15V16H91ZM132 15V16H131ZM183 17H182V16ZM90 16H91V18H90ZM95 16V17H94ZM100 16V18L99 19H97V17H99ZM139 16H141L140 14H139ZM175 16H176V18L178 19H176L175 18ZM195 16H197V17H195ZM201 17H202V19H201ZM83 18H84V20H83ZM87 18H89V19H87ZM95 18V19H94ZM130 18H128V20H125L126 18H124V21H125V23H127V21H129V20H131ZM171 18H173L175 21H177L176 23H175V21H173V19H172V21H171V24H173V26L171 25L170 27H171V29H167L169 26H167V25H170V20H171ZM184 18V19H183ZM200 18V19H199ZM112 19V20H111ZM134 19V18H133ZM169 19V20H168ZM113 18H109V21L111 22H113ZM203 20H205V21H207V24H209V23H211V25H213V26H211L210 24V26H205L204 25V28H203V26H201L203 23H204V21ZM216 20V21H215ZM221 20V21H220ZM137 21H139L138 19H136V22ZM197 21H199V22H197ZM203 21V23L201 24L200 22H202ZM214 21V22H213ZM42 22H48V17H45V18H43L42 19ZM116 22H118V21H116ZM172 22H174V23H172ZM198 24H197V23ZM212 22H213V24H212ZM220 22V23H219ZM221 22H223V23H221ZM219 23V24H218ZM61 24V25H60ZM139 24V25H138ZM138 24L137 23H135V25H137L136 26V29H138V28H140V26H141V23L140 22H138ZM175 24V25H174ZM206 24V25H207ZM222 26H221V25ZM59 25L60 26H58L57 28H56V31L55 32H57V33H60V32H62V33H65L66 35L68 34V35H70V34H72L73 32H74V29H71V28H69V29H64L63 27L64 26H67L66 25V22L64 21V22H59ZM166 25V26H165ZM217 25H220V27L222 28L223 27V30L221 29L220 31H218L219 29V26H217ZM163 26H164V28L166 29V30H163L164 28H163ZM195 26H197L198 28H196ZM69 27H70V25H69ZM161 27V28H160ZM167 27V28H166ZM169 27V28H170ZM173 27V28H172ZM183 27H184V29H183ZM186 27V28H185ZM191 27V28H190ZM200 27H202V29H200ZM207 27H209L210 29H208ZM213 27V28H212ZM215 27V28H214ZM216 27H217V34L215 33V29H216ZM240 27V28H239ZM172 29H174V30H172ZM193 29H197V31H193ZM204 29H206L207 30V32H209V30H210V33H208L207 34V32H206V30H204ZM162 30H163V32H165V33H167V32H170V35H169V33H167V35L168 36H166V34L165 35H163L162 36V34H163V32H162ZM172 30V31H171ZM183 30H185L186 31V35L183 33ZM187 30H189V31H191L190 33H191V35L193 34L194 35V38H193V40H189V39H192V37H193V35L191 36L190 35V33L187 31ZM198 30H204V34H206V37L208 36V37H215L216 38V40H213L214 38L212 37L211 39L210 38H208L207 37V39H210V40H208V41H210V43L211 42H213V43H211L212 45H213V47L212 48H214L215 50H217L216 52H215V50L214 49H210L209 47H206L207 45H205V43L206 42H202V40H203V31H202V34H200L201 32H199ZM214 30V31H213ZM167 31V32H166ZM177 31V32H176ZM184 31V32H185ZM193 31V32H192ZM0 40H2V38H3V35L6 33V32H8V31H4V30H0ZM162 34H161V33ZM182 33V35H180V36H177V34L179 35V33ZM218 32H219V34H218ZM173 33V34H172ZM175 33V34H174ZM177 33V34H176ZM180 33V34H181ZM196 33H198V35H199V37H198V35H196ZM212 33H214V35L212 34ZM144 34V35H143ZM185 36H184V35ZM39 35V39H38V41H40L41 43H43V41H44V38H42V36H40L41 35V33H39L38 34ZM158 35V36H157ZM175 35V36H174ZM147 36H149V37H147ZM172 36H173V39H172ZM181 36H182V39L183 38H185V37H187L186 39H181ZM184 36V37H183ZM189 36V37H188ZM202 36V37H201ZM169 37V38H168ZM171 37V38H170ZM178 39H177V38ZM179 37H180V39H179ZM196 37H198V41L196 40L197 38ZM148 38V40L146 41V39ZM158 38V39H157ZM168 38V39H167ZM175 38V39H174ZM189 38V39H188ZM201 38V39H200ZM75 39V38H74ZM92 39V40H93ZM160 39V40H159ZM24 40V41H23ZM23 40H20V41H22V43H25V39H23ZM116 40V39H115ZM160 41V44L159 45H157L158 43H159V41ZM174 40H179V42H177V45L178 46H176V41H174ZM186 40V44L188 45L190 42H192V43H190V45H188V46H186V44H185V41ZM187 40H189V41H187ZM194 40H196V41H194ZM211 40H213V41H211ZM62 42H61V44L62 43H65V41L67 42V43H69V44H71V45H76L77 43H76V41L77 40H73L72 38L70 39H68V37H66V38H64L63 40H61ZM120 41V40H119ZM155 41H158V43H156ZM168 41V42H167ZM171 41V43L175 46V47H171V46H173V45H171V43H169ZM194 41V42H193ZM214 41H215V43H214ZM218 41V42H217ZM166 42V43H165ZM182 42V43H181ZM184 42V43H183ZM189 42V43H188ZM195 42H196V44H198V42H199V44H200V42H202L203 44H200L201 45V48L203 47V49H201L200 51H201V57H200V54L197 56H193V57H191L192 55L190 54L191 53V51H189L190 49H189V47H191V45L192 44H195ZM165 43V44H164ZM217 43V44H216ZM141 44H144V46L143 45H141ZM166 44H168V45H166ZM170 44V45H169ZM207 44V43H206ZM215 44H216V46H215ZM219 44V45H218ZM1 45V44H0ZM139 45H141V46H139ZM199 45V46H200ZM218 45V46H217ZM55 46H56V41H55V43L51 46V48L52 49H54L55 48ZM171 47V49H169V48H166V47ZM181 46V47H180ZM182 46L184 47V48H182ZM185 46H186V49H185ZM204 46L206 47L205 49H204ZM209 46V45H208ZM219 46H221V47H219ZM1 47V46H0ZM124 47L126 48V49H124ZM140 47V49H137V48H139ZM142 47V48H141ZM151 47V46H150ZM179 48V50L180 51H178V49L177 48ZM188 47V48H187ZM217 47H219V48H217ZM198 48H200V47H198ZM197 48V49H198ZM36 49L39 51V52H41L40 50H42V47L40 48H38V46L36 47ZM112 49H114V51H112ZM123 49L126 51L125 53L126 54H124L123 55V53H124V51H123ZM168 49V50H167ZM116 50V51H115ZM138 50V51H137ZM170 50V51H169ZM181 50H183L184 52L185 51H188V52H186L187 53V55L189 56H187V55H184V56H181L182 55V53H184L183 51H181ZM202 50H205V51H202ZM214 50V51H213ZM135 51H137V52H135ZM175 51V52H174ZM177 51V52H176ZM199 51V50H198ZM199 51V52H200ZM210 51V52H209ZM213 51V52H212ZM5 52V51H4ZM112 52H114V54L112 53ZM116 52V53H115ZM179 52L181 53V55L179 54ZM206 52V54H210V53H212V54H210V56L209 55H207V57L208 58H215V56H216V58L218 59H210V60H216L215 62H213V61H210L209 59H208V61L206 62L207 63V66L205 65L206 63H204L203 62V60H204V58L206 57V55L204 54ZM207 52H209V53H207ZM214 52L216 53V54H214ZM218 52V53H217ZM168 53H169V56H168ZM173 55V56H175L177 53L179 54V55H176V57H173L171 54ZM175 55H174V54ZM185 53V54H186ZM111 54L113 55V56H111ZM223 54V55H222ZM191 55V56H190ZM205 55V56H204ZM212 55V56H211ZM222 55V56H221ZM96 56V57H95ZM137 56H139V57H137ZM166 56H168V57H170V58H168V57H166ZM179 58H178V57ZM220 56V57H219ZM95 57V58H94ZM112 57H113V60H112ZM118 57H120V58H118ZM125 57V56H124ZM161 57V58H160ZM171 57H173V60H171ZM180 57H183V58H180ZM191 58V60H189V61H185V60H188L187 58ZM204 57V58H203ZM206 57V58H207ZM81 58H84V56L83 55H81ZM118 58V60H116ZM128 58H129V62H128ZM159 58V59H158ZM165 58H167V59H165ZM176 58H177V61H179L180 59L181 60H183V61H179V62H175L174 60H176ZM193 58V59H192ZM200 59V61H202V62H200L198 65H199V67L201 68V70H200V68L198 67H196V66H193L194 64H191L192 63V61L194 60V59ZM201 58H203L202 60H201ZM119 59L121 60V62L119 61ZM167 63H164V61ZM169 59H170V61H172L171 63H169L170 65H168V61H169ZM185 59V60H184ZM197 59V60H198ZM116 60V62H114ZM122 60H123V62H122ZM142 60V61H141ZM156 60H157V62H156ZM196 60V61H197ZM127 62V64H126V62ZM134 61V62H133ZM151 61H152V63H151ZM169 61V62H170ZM173 61L175 62L174 64L175 65H173ZM196 61H193V63H195ZM1 62V61H0ZM156 62V63H155ZM181 62H183L184 64H185V62H186V64L187 65H185V66H183L184 64L182 63V64H178V63H181ZM191 62V63H190ZM11 63V62H10ZM15 63V62H14ZM132 63V64H131ZM133 63H137V65L136 66H134L133 67ZM177 63V64H176ZM198 63V62H197ZM196 63V64H197ZM209 63V64H208ZM1 64V63H0ZM121 64V65H120ZM126 64V65H125ZM134 64V65H135ZM192 67V68H190V66ZM195 64V65H196ZM3 65H4V63H3ZM3 65H0V74H3V73H1V69L4 71H8V73L10 72V70H9V68H6L5 66H3ZM12 65H14V64H11V66ZM123 65V66H122ZM125 65V66H124ZM128 65H130V66H128ZM132 65V66H131ZM144 65V66H143ZM163 65H164V67H163ZM170 67L171 65H173V66H175V67H173L172 68V66L170 67L171 69H173L172 71H174V72H170V68L168 67V66ZM179 66V67H177V66ZM180 65H181V67H184V71H181L182 70V68L180 67ZM197 65V66H198ZM200 65H202V66H200ZM15 66V65H14ZM16 66H18V65H16ZM138 66V68H136ZM186 66H187V68H186ZM189 66V67H188ZM206 66V67H205ZM34 67V66H33ZM131 67V69H129ZM133 67V68H132ZM149 67H151V69L149 68ZM177 67V68H176ZM193 67H195V68H193ZM202 67H204V70L202 71ZM149 68V69H148ZM153 68H154V70H153ZM181 68V69H180ZM191 70H190V69ZM197 68V69H196ZM15 69V68H14ZM12 70L11 72H12V74H15L16 72H19L21 69L20 68H17L16 70V72H15V70ZM18 69H19V71H18ZM38 69H40V71L38 70ZM42 69H44V71L45 72H43V70ZM133 69V70H132ZM137 69V70H136ZM144 69H145V72L146 73H142V71H144ZM160 69H162L161 71H160ZM175 69V70H174ZM185 69L189 72V70L190 71H192L190 74H187V77H186V73L185 72H187V71H185ZM193 69V70H192ZM37 70V71H36ZM136 70V71H135ZM141 72H140V71ZM155 72V73H157V74H153V71ZM4 71V72H5ZM138 71V72H137ZM179 71H181V72H179ZM15 72V73H14ZM161 72V73H160ZM179 72V73H178ZM182 72H183V74H182ZM187 72V73H188ZM145 74V75H143V76H140L139 74ZM170 73V74H169ZM180 73L182 74V75H185V77L186 78H182V76L180 75ZM185 73V74H184ZM199 73V74H198ZM10 74V73H9ZM8 74V75H9ZM12 74L11 75H9V76H12ZM138 74V75H137ZM162 74H163V76L165 77V79L167 78V80H165L164 79V77L162 76ZM168 74V76L166 77V75ZM172 74V75H171ZM7 75V76H8ZM146 75H147V77H146ZM154 75V76H153ZM170 75V76H169ZM174 75V76H173ZM180 75V76H179ZM189 75V76H188ZM138 76H140V77H138ZM145 76V77H144ZM150 76V77H149ZM156 76V77H155ZM197 76V77H196ZM201 76V77H200ZM202 76H203V78L204 79H202ZM152 77H154V78H152ZM173 77V78H172ZM174 77L178 80V82H175V81H177L176 79H174ZM181 77V78H180ZM184 77V76H183ZM198 78L197 80H196V78ZM139 78H142V79H139ZM149 78H150V80H149ZM157 78V79H156ZM169 78V79H168ZM170 78H171V81L172 82H170ZM195 78V79H194ZM4 79V80H3ZM146 79V80H145ZM154 79H156V81H154ZM175 80V81H173V80ZM180 79V80H179ZM181 79H182V81H181ZM184 79V80H183ZM201 79H202V81H201ZM169 80V81H168ZM203 82L202 84H201V82ZM149 81H150V83H149ZM159 81V82H158ZM161 81H162V83H161ZM167 81H168V83L169 84H173V85H171L170 87H169V84H167ZM196 81L197 82H199V84L201 85H199L198 83H196ZM3 82H5V83H3ZM8 82H9V84H8ZM148 82V84L146 85V83ZM179 82H180V85H178V86H180V87H182V88H178V86H177V84H179ZM160 84L161 83V85H164L163 86V90H161V88H159V86L157 87V85L158 84ZM194 83H196V86L194 85ZM3 84V85H2ZM4 84H6V85H4ZM146 86H145V85ZM150 84V85H149ZM184 84V85H183ZM189 84V85H188ZM192 84V85H191ZM10 85V86H9ZM153 85V86H152ZM168 85V86H167ZM186 85H188V86H186ZM191 85V86H190ZM197 85H199V86H197ZM11 86H12V88H11ZM64 86V87H63ZM154 87L155 86V88L157 89V90H159V91H161V93H164L163 94V96H162V94L159 92L158 94H160L159 95V97L156 95V89H155V92H153L154 94H155V96H157L156 98H157V100L159 99V98H161V99H159L158 101H156L155 103H153L152 105H153V107H150V106H148L147 104H148V101H149V99L151 98L152 99V97H148V95L150 96V94L147 92V91H154V90H152V88H151V90H150V87L148 88H146L145 89V87ZM166 86V87H165ZM177 86V89L175 88ZM186 86V87H188L189 88V90L187 91L186 89H188V88H184V87ZM192 86H193V89L194 90H192V89H190V88H192ZM195 86V87H194ZM16 87H17V89H16ZM60 87V88H59ZM62 87H63V89H62ZM142 89H141V88ZM143 87H144V90H146L145 91V93H146V95L145 94H142L144 91H143ZM197 87H200V88H197ZM159 88V89H158ZM166 88H170L171 90H169V89H166ZM7 89V90H6ZM148 89V90H147ZM154 89V88H153ZM174 89H176V91L174 90ZM178 89H180V91L178 90ZM183 89V90H182ZM9 90V91H8ZM134 90V91H133ZM166 90V91H165ZM173 90V91H172ZM184 90H186V91H184ZM190 90H192L193 92H190ZM169 91V92H168ZM179 91V92H178ZM185 93H184V92ZM11 92V93H10ZM28 92V93H27ZM141 94H140V93ZM167 92H168V94H167ZM172 92H176L174 95L172 94ZM181 92V93H180ZM186 92H190V93H188L187 95H185L186 94ZM170 93V94H169ZM192 93L193 94H195V96L194 97H196V99H194V97H193V95H192ZM196 93H197V95H196ZM22 94V95H21ZM30 94V95H29ZM148 94V95H147ZM171 94H172V96H175V97H170L171 96ZM145 95V96H144ZM189 95H191L190 97H184V96H189ZM160 96H162L163 97V99H162V97H160ZM170 97V99L171 100H169L168 98ZM143 97L145 98V99H143ZM146 97H147V99H146ZM168 97V98H167ZM15 98V101L13 100ZM16 98H18L19 100H20V102L22 101V102H26V104L28 105V106H30V107H33V108H35L37 111H36V113L34 112V113H32V116H33V118H32V120H34V119H36V120H34L35 122L33 123L34 125H36V127L34 126V125H32L31 126V124L32 123H27V128H25L24 129V132L23 131H20L19 130V128H16L15 127V119H14V115H12L13 113H14V106H15V104H16ZM114 98V99H113ZM186 98V101L185 100H183V99H185ZM187 98L189 99H191V101L190 100H187ZM62 99H64V100H62ZM113 99V100H112ZM140 99H142V100H140ZM166 99V100H165ZM168 99V100H167ZM111 100H112V102H111ZM144 100V101H143ZM147 100V101H146ZM161 100H163V101H161ZM181 100V101H180ZM193 100V101H192ZM14 101V102H13ZM41 101H43V99H41ZM47 101V100H46ZM64 101V102H63ZM140 101H141V104H140ZM146 101V102H145ZM165 101V102H164ZM180 101V102H179ZM21 102V103H22ZM113 103V104H111V103ZM152 102V101H151ZM157 102H161L160 104H158ZM119 103V102H118ZM144 103V104H143ZM157 103V104H156ZM165 103V104H164ZM182 104V106H179V104ZM155 104H156V106H155ZM164 104V105H163ZM9 105V106H8ZM55 105H53V106H55ZM64 105V106H63ZM78 105V106H77ZM110 105H115V106H113L114 108H112V106L110 107ZM145 105H147V106H145ZM163 105V106H162ZM12 106V107H11ZM160 108H159V107ZM162 106V107H161ZM142 107V108H141ZM144 107V108H143ZM164 107V108H163ZM12 108V109H11ZM127 108V107H126ZM156 108H157V112L155 113V111H156ZM164 110H163V109ZM76 109V110H75ZM88 109V110H87ZM7 110V111H6ZM13 110V111H12ZM117 112H116V111ZM153 110H154V112H153ZM160 110V111H159ZM166 110H168L167 112H166ZM169 110H170V112H169ZM113 111H115V112H113ZM2 112H4V113H2ZM43 112H45V114L42 116V113ZM52 112H54V113H52ZM55 112H57L56 114H55ZM112 112V113H111ZM121 112V113H120ZM166 112V113H165ZM40 113V114H39ZM79 113V114H78ZM110 113H111V115H113L114 116V114L113 113H115L116 115L113 117V116H111L110 115ZM122 113H123V115H122ZM124 113H125V115H124ZM152 113V114H151ZM160 113V114H159ZM170 113V114H169ZM172 113V114H171ZM5 114V115H4ZM35 114V115H34ZM37 114V115H36ZM46 114H49V115H51L50 117H49V115H48V118L47 119H51V120H46V119H44V117L46 118L47 116H45ZM76 114V115H75ZM117 114H119V116H117ZM168 114V115H167ZM246 114V113H245ZM10 115V116H9ZM58 115V116H57ZM163 115V116H164ZM36 116V117H35ZM41 116L43 117V118H41ZM53 116V117H52ZM57 116V117H56ZM73 116H76L75 118L73 117ZM111 116V117H110ZM11 117V118H10ZM13 117V118H12ZM56 117V118H55ZM112 117L114 118V119H112ZM118 118L117 120H116V118ZM122 117V118H121ZM124 117H125V119H124ZM129 117H130V119H129ZM7 118H9V121H8V119ZM121 118V119H120ZM241 118H242V120H244V121H241ZM11 119V120H10ZM39 119V120H38ZM40 119L43 121V122H45V120L48 122H45V123H43L42 124V121H40ZM104 119V120H103ZM112 119V121H111V123H114V122H116V123H114L113 125H111V123H110V121L109 120H111ZM121 120V122H120V120ZM222 119L225 121H228L229 123H231L232 125H234V127H235V129H237V132H239L240 133V135H244L245 134V137H243L244 138V144H239L238 146L239 147H237V145L235 146V144H233V145H230L229 143H230V141H227V139H226V133H225V131L222 129ZM88 120H90V121H88ZM115 120V121H114ZM123 120L125 121V123L123 122ZM11 121V122H10ZM49 121H51V122H49ZM119 121V122H118ZM225 121V122H226ZM41 124H40V123ZM105 122H107L106 123V125H104L105 124ZM47 123V124H46ZM78 123V124H77ZM103 123V124H102ZM120 123V124H119ZM121 123H122V125H121ZM129 123V124H128ZM251 123V124H250ZM30 124V125H29ZM39 124V125H38ZM124 124V125H123ZM205 124V125H204ZM243 124L245 125V126H243ZM85 125V126H84ZM104 125V126H103ZM109 125V129H113L111 132L112 133H109L110 132V130L106 127V126H108ZM115 125H116V127H117V125H118V129L120 128H122L121 129V131L119 130V132H118V129L116 130L115 129ZM122 126V127H120V126ZM125 125H127L126 127H124ZM132 125H134V126H132ZM149 125V123L147 124V126ZM199 125V126H198ZM8 126H9V128H10V130H9V128H8ZM11 126V127H10ZM37 126H38V128H37ZM102 126V127H101ZM201 126V127H200ZM33 127V128H32ZM35 127V128H34ZM42 127H44V128H42ZM110 127H112V128H110ZM134 127V128H133ZM247 127V128H246ZM6 128H7V130H6ZM30 128L33 130H30ZM104 128V129H103ZM132 130L131 132L129 131L130 129ZM239 128V129H238ZM255 128V127H254ZM44 129V130H43ZM253 129V128H252ZM6 130V131H5ZM9 130V131H8ZM17 130V131H16ZM22 130H23V127H22ZM39 130V131H38ZM42 130V131H41ZM108 130V131H107ZM114 130H116L117 131V134H118V136L120 135V133L122 132V134H124V136L123 135H121L122 137H124V139H125V142L124 143H122L123 145H120L119 144V138H120V136H119V138H117V136H115L114 137V135H115V133H116V131H114ZM135 130V131H134ZM6 132V133H4V132ZM50 131V132H49ZM82 131V132H81ZM102 131V132H101ZM114 131V132H113ZM137 131V132H136ZM140 131V132H139ZM23 132V133H22ZM38 132V133H37ZM48 132V133H47ZM125 132V133H124ZM9 133V134H8ZM24 133H26V135L29 137V139H30V142L28 143V144H25V146H24V144H23V142L21 141V136L24 134ZM35 133L37 134V137H36V135H35ZM102 133V134H101ZM128 134V136H127V134ZM137 133V134H136ZM138 133H139V135H140V138L138 139ZM148 133V134H147ZM8 134V135H7ZM29 134H31V135H29ZM40 134H41V136H40ZM116 134V135H117ZM220 134V135H219ZM7 135V136H6ZM12 135V136H11ZM35 135V136H34ZM38 135H39V137H38ZM149 135V136H148ZM32 136V137H31ZM33 136H34V138H33ZM115 138V139H118L117 141L113 138V137ZM137 136V137H136ZM216 136V137H215ZM8 137V138H7ZM126 137H128V141H126ZM143 137H145L144 138V144L143 143H141L140 142V139L141 138H143ZM53 138H55V137H53ZM107 138V139H106ZM131 138V139H130ZM211 138V139H210ZM35 139V140H34ZM60 139H62L61 137H60ZM97 139V142H95V140ZM131 141H130V140ZM138 139V140H137ZM147 140V142H145L146 140ZM213 139V140H212ZM218 139V140H217ZM3 140V141H2ZM13 140V141H12ZM17 140V141H16ZM18 140H19V142H18ZM33 140V141H32ZM38 140V141H37ZM101 140H103V141H101ZM107 140V141H106ZM156 140V141H155ZM211 140H212V142H211ZM221 140V141H220ZM109 141V142H108ZM150 141H152V142H150ZM210 141V142H209ZM15 142H17L16 143V148H14V147H12L13 146V144L15 143ZM35 142V143H34ZM131 142V143H130ZM216 142V143H215ZM229 142V143H228ZM22 143V144H21ZM31 143V144H30ZM59 143V144H58ZM98 145V143H99V148H98V146H96V144ZM101 143V144H100ZM106 143V144H105ZM109 143V144H108ZM111 143V144H110ZM118 143V144H117ZM150 143H152V144H150ZM213 143V144H212ZM215 143V144H214ZM254 143H255V141H254ZM21 144V145H20ZM115 144V145H114ZM129 144H131V145H133V146H129ZM136 146H135V145ZM141 144L142 145H145L144 147H141ZM168 144V145H167ZM212 144V145H211ZM231 144H232V142H231ZM252 144H253V142H252ZM251 144V145H252ZM27 145H30V146H27ZM57 145V146H56ZM105 145V146H104ZM110 145V146H109ZM112 145V146H111ZM117 145V146H116ZM120 145V146H119ZM148 145V146H147ZM174 145V146H173ZM211 145V146H210ZM1 146H3L2 148H1ZM19 146H21V147H19ZM24 146V147H23ZM79 146L80 147H82V144H79ZM102 147V149H100L101 147ZM114 146V147H113ZM123 146V147H122ZM147 146V147H146ZM167 146H169V149L167 148ZM173 146V147H172ZM212 146H213V148H212ZM31 148L32 149V152H33V154L34 153H36V155L34 154V156L31 158V161H30V159H27L26 160V162L25 163H27V164H25L26 166H28V167H25V165L24 164H22V166L20 165V163L19 162H21L19 159L20 158H24L23 156H25L26 154H24V153H26V151L29 149V148ZM97 147V148H96ZM106 147V148H105ZM110 147L112 148V150L110 149ZM130 147H133V149H134V147L136 148V149H132V148H130ZM11 148V149H10ZM22 148V149H21ZM24 148V149H23ZM35 148H37V150L35 149ZM53 148V149H52ZM56 148V149H55ZM108 148V149H107ZM147 148H148V150H147ZM2 149V150H1ZM17 149V150H16ZM27 149V150H26ZM39 149H40V151H39ZM100 149V150H99ZM104 149H106V150H104ZM116 149V150H115ZM124 149H126L125 151H124ZM132 149V150H131ZM144 149H146V152L144 151L143 152V150ZM153 149V148H152ZM21 150H23L22 152H21ZM26 150V151H25ZM37 151V152H34V151ZM52 150V151H51ZM54 150L56 151V154H53L54 153ZM115 150V151H114ZM128 150V151H127ZM139 150V151H138ZM173 150V151H172ZM177 150H179V151H177ZM10 151V152H9ZM25 151V152H24ZM45 153H44V152ZM100 151V152H99ZM103 151V152H102ZM117 151V152H116ZM127 151V152H126ZM129 151H132V153L131 152H129ZM135 152V154H134V152ZM177 151V152H176ZM247 151V150H246ZM20 152V153H19ZM99 152V153H98ZM105 152H106V154H105ZM130 154H129V153ZM173 152H175V153H173ZM18 153V154H17ZM40 153V154H39ZM114 153V154H113ZM143 155H142V154ZM24 154V155H23ZM53 154V155H52ZM112 154V155H111ZM125 154H127V155H125ZM136 155V156H133V155ZM140 154V155H139ZM149 154V155H148ZM237 154V155H236ZM17 155H20V156H17ZM40 155H41V157H43L42 159L40 158ZM125 155V156H124ZM138 155V156H137ZM235 155V156H234ZM51 156H49V157H51ZM132 158H131V157ZM140 156V157H139ZM145 156H147L148 157V159H147V157H145ZM80 157H81V155H80ZM145 157V158H144ZM151 159H150V158ZM161 158H162V156H160ZM217 157V158H216ZM233 157V158H232ZM108 158H109V156H108ZM121 158V159H120ZM40 159L42 160V161H40ZM48 159V158H47ZM147 159V160H146ZM166 159L169 161V159L166 157ZM235 159V158H234ZM18 160V161H17ZM17 161V162H16ZM28 161H30V162H28ZM49 161V160H48ZM148 161V162H147ZM152 161V162H151ZM155 161V160H154ZM232 162V165H231V162ZM143 162L144 164L147 162V164H143L144 165V167L142 166V164L141 163ZM19 163V164H18ZM36 163V164H35ZM29 164V165H28ZM221 164H223L224 166V168H222V165ZM150 165V164H149ZM149 165H148V167H149ZM33 168H32V167ZM35 166V167H34ZM140 166H141V168H140ZM217 166V167H218ZM22 167H23V169H22ZM25 167V168H24ZM15 168V169H16ZM18 168H20L21 170V173L24 171V173H25V175H21V174H18L17 175V173H19V172H17V171H19V169ZM28 168H29V170H28ZM35 168V169H34ZM150 168V167H149ZM214 167L212 166V168L211 169H213ZM26 169V170H25ZM216 170L217 169H219V168H215ZM226 169H224V170H226ZM224 170H220V172H221V174L222 173H224ZM226 170V171H227ZM15 171V172H14ZM149 171V170H148ZM147 171V172H148ZM150 172H151V169H150ZM183 172V173H182ZM209 172V171H208ZM218 172V171H217ZM152 174H153V172H151ZM150 173V174H151ZM151 174V175H152ZM150 175V176H151ZM208 175V174H207ZM209 175H212V172L210 171V174ZM190 176V177H189ZM215 176H217V173L215 174ZM21 177V178H20ZM217 177H219V176H217ZM25 178V179H24ZM19 179H20V181H19ZM187 179H188V181H190V183L189 182H187ZM18 180V181H17ZM22 180H23V182H22ZM17 183V184H16ZM18 183H19V185H18ZM188 183V184H187ZM216 183H217V186H218V181L216 180ZM20 184H21V186H20ZM92 183H90V184H88L87 185V191H91V185ZM22 185H23V187H24V189H23V187H22ZM216 185V184H215ZM19 186V187H18ZM140 186L141 187H145L146 188V184L145 185H143V184H140ZM152 186H154V185H152ZM216 186V187H217ZM61 187H63V185L61 186ZM144 188V190H146L147 192H145V193H143L142 194V196H140V194H139V192H137V193H135V199H133V200H135V201H137L138 200V197L140 198V199H142V198H144V197H146L147 199L148 198H150V197H152L153 196V188L152 187H150V190L152 191V192H148L149 190H147V188L145 189ZM189 188H191V189H189ZM22 189V190H21ZM111 190H109V192H107L106 193V195H105V200H104V202L105 203H107V207H108V211H107V215H108V217H107V219L108 220H111V218L113 219L114 218V215H115V217H118V215H119V213H120V211H118V209H120L121 210V208H122V203H123V200H127L128 198H130L129 196H128V194L127 195H125V193H122L120 190H121V187H117L116 188V186H113V187H111L110 188ZM116 189V193H115V195L112 197V199H110V196H111V192L113 191V190H115ZM120 189V190H119ZM38 191V192H37ZM41 193H40V192ZM44 191H45V193H44ZM54 191V192H53ZM188 191H190V192H188ZM33 192V193H32ZM118 192H120V193H118ZM20 193V194H19ZM52 193V194H51ZM118 193V195H116ZM147 193V194H146ZM148 193H150V194H148ZM152 193V194H151ZM193 193V194H192ZM119 195H121L120 196V198L118 197ZM125 197H124V196ZM137 195H138V197H137ZM146 195V196H145ZM149 195H152V196H150V197H148ZM56 196V197H55ZM116 196H117V198H116ZM54 197V198H53ZM123 197V199H121ZM128 197V198H127ZM21 198H22V200H21ZM26 198H29V200H27ZM49 198H51V200L49 199ZM119 198V199H118ZM48 199L50 200V201H48ZM121 199V200H120ZM40 200V201H39ZM77 200H79V201H77ZM224 200V199H223ZM18 203H16V202ZM22 203H21V202ZM49 203H48V202ZM75 201V202H74ZM102 201V200H101ZM101 201H99V203H100V205L103 203H101ZM116 201H118V202H116ZM121 201V202H120ZM38 202V203H37ZM40 202V203H39ZM45 202H46V204H45ZM77 202V203H76ZM210 202V203H209ZM16 203V204H15ZM37 203V204H36ZM43 203V204H42ZM108 203L110 204L109 206H108ZM35 204V205H34ZM39 204H41V205H39ZM208 207L210 206V213H208V215H209V217H208V215H207V217L208 218H205V219H203V221L198 225V228L199 229H196V232L194 233V234H196V238L193 236V239H191L192 241L194 240V238L196 239V240H194L193 242H194V247L196 248V250H198L199 252H198V256H196V258H198V261H201L202 259H204V258H210V259H212V260H214V258H215V262H216V264L217 263H220V264H227V261H226V259H225V253H226V249H228L229 247H230V242L231 241H229L230 239H227V237H225V236H222L223 235V233L219 230V227L221 228V223H219V220H218V217L221 215V213H220V211H219V208H217V206L214 204V201L211 199V200H208ZM210 204V205H209ZM214 204V205H213ZM8 205H12V207L11 206H8ZM15 205V206H14ZM99 204H98V208L99 207H101ZM212 205V206H211ZM8 206V207H7ZM19 206V207H18ZM33 206H34V208L35 207H38L37 208V210H35L34 208H33ZM120 206V207H119ZM39 207H40V209H39ZM13 208V209H12ZM57 208H58V210H57ZM102 208V207H101ZM118 208V209H117ZM12 209V210H11ZM39 209V210H38ZM53 209V210H52ZM91 209V210H90ZM136 209H138V208H136ZM49 210H50V212H49ZM115 210V211H114ZM40 211L41 212H43V213H40ZM52 211V212H51ZM119 213H118V212ZM136 211V210H135ZM5 211H4V209H3V212L2 213H4ZM20 212V213H19ZM36 212V213H35ZM38 212H39V214H38ZM54 212V213H53ZM115 212V213H114ZM152 213L151 214H149V213H147L146 215H142V217H145V218H147V219H144L143 218V220L144 221H142V225L138 228V230L136 231V234H135V236L137 235L138 236V238H139V240L141 241V240H143V241H145V242H147V245L146 246H148V248L149 249H153L154 250V248H156L157 247V244H158V241H159V239L160 238H162V237H165V235L168 237V236H173V238H176L175 240H176V246L177 245H179V247L177 246V251L178 250H180V251H178L179 252V255L180 256H178V252H177V258L178 257H181L182 259L184 258H186L185 260V264L188 262V260L189 261H191V258H192V256H191V244L193 243L191 240H189L188 241V239H186V237L185 236H183L182 235V231H180V230H178V228H179V226H176V225H180L181 226V222H180V220H178L177 218L179 217V216H177V218H176V216L175 217H173L174 216V214H172V215H170L169 213L170 212H168V213H166V212H164L162 215H157V213L156 214H154V211H151ZM8 213V212H7ZM13 213V214H12ZM47 213H48V215H47ZM56 213V214H55ZM118 215H117V214ZM29 214H30V216H29ZM55 216H54V215ZM65 214V215H64ZM139 214H140V212H139ZM38 215H40V216H38ZM52 215V216H51ZM78 215V216H77ZM117 215V216H116ZM175 215H178V214H175ZM46 216H49L48 218H46ZM50 216L52 217V218H50ZM53 216H54V219H53ZM66 216V217H65ZM82 216V217H81ZM84 216V217H83ZM92 217V218H91ZM37 218V219H36ZM40 218V219H39ZM67 218V219H66ZM119 218V217H118ZM149 218V219H148ZM180 218V217H179ZM39 219V220H38ZM52 219V220H51ZM60 219V220H59ZM65 221H64V220ZM74 219H76V220H74ZM50 222H49V221ZM78 220H80V221H78ZM40 221V222H39ZM48 221V222H47ZM53 221H54V224L56 225H61V226H63V234H62V236L60 237H58L57 238V240L60 242V241H62L64 244L62 245V243L60 242L59 243V247H56V249H55V247L54 246H52V244H50V242L48 241V240H45L44 241V238L42 237V234H40V233H43V232H47V230H48V228H49V226H52L53 224ZM64 221V222H63ZM66 221H68V224L66 223ZM75 221V222H74ZM214 221V222H213ZM6 222V221H5ZM9 222V224H10V222L11 221H8ZM7 222V223H8ZM39 222V223H38ZM74 222V223H73ZM81 222V223H80ZM49 223V224H48ZM59 223V224H58ZM62 223L64 224V225H62ZM72 223H73V226H72ZM88 223V224H87ZM91 223V224H90ZM156 223V224H155ZM175 223H176V225H175ZM41 224V225H40ZM46 224H48V225H46ZM51 224V225H50ZM70 225V226H68V227H64V226H67V225ZM93 224V225H94ZM153 224V225H152ZM167 224H168V228H167ZM176 226L177 227V229L176 228H174L173 226ZM14 226V225H13ZM44 226H45V228H44ZM47 226H48V228H47ZM143 226V228H141ZM145 226V227H144ZM154 226H155V228H156V230H155V228H154ZM171 227V229H170V227ZM200 226V227H199ZM10 227H12L11 226V224H10ZM38 227H40V228H38ZM173 227V228H172ZM218 227V228H217ZM14 228V227H13ZM38 228V229H37ZM71 228V229H70ZM141 228V229H140ZM160 228V229H159ZM8 229V228H7ZM64 229H65V231H64ZM74 229H76V230H74ZM146 229L148 230V231H146ZM153 229V230H152ZM158 229H159V231H158ZM161 229L163 230L162 232H164V233H166L165 235L163 234V233H161ZM175 229V230H174ZM61 230V231H62ZM79 230V231H78ZM166 230V231H165ZM170 230H172V231H170ZM176 230H178L177 232H176ZM13 231V230H12ZM43 231V232H42ZM153 231H155L154 233H153ZM20 232H21V234H20ZM24 231H19V232H17V233H14L13 235V237H11V239L9 240L8 239V241L7 242H11V241H14V242H12V243H14V244H10L9 245V247H8V251H9V253L12 251V253L11 254H8V252L7 253H5L4 255H3V257L2 258H14V256L15 255H13V254H15V249L17 248H19L21 245H20V242H21V240H22V238L23 237H21L23 234H27V232L25 231V233H23ZM147 232V233H146ZM157 232V233H156ZM174 232V233H173ZM178 232H179V234H178ZM80 233H81V235H80ZM153 233V234H152ZM155 233H156V235H155ZM18 234V236H16ZM19 234H20V236H19ZM45 234V233H44ZM161 234H162V236H161ZM170 234V235H169ZM222 234V235H221ZM154 235V236H153ZM141 236V237H140ZM159 236H161V237H159ZM7 238V235L6 236H3L2 238L4 239V238ZM17 237H20V238H17ZM63 237V238H62ZM64 237H65V239H64ZM178 237V238H177ZM211 237V238H210ZM16 238V240H14ZM3 239H2V242H5L6 241V239H4V241H3ZM64 239V240H63ZM72 239V240H71ZM77 239V240H76ZM215 240V241H214ZM65 241V242H64ZM69 241V242H68ZM155 241V242H154ZM197 241V242H196ZM222 241V242H221ZM142 242V241H141ZM228 242V243H227ZM34 243V244H33ZM41 243V244H40ZM71 243V244H70ZM45 244V245H44ZM143 244H145V243H142V245ZM229 244V245H228ZM38 245H39V247H38ZM68 245V246H67ZM72 246V247H71ZM144 246V245H143ZM142 246V247H143ZM29 247V248H28ZM35 247H38V248H35ZM54 247V248H53ZM62 247H64L63 249H62ZM67 247V248H66ZM53 248V249H52ZM58 248V249H57ZM61 248V249H60ZM146 248V247H145ZM180 248V249H179ZM226 248V249H225ZM10 249V250H9ZM32 249H33V251H32ZM35 249V250H34ZM51 249H52V252L50 253L49 251H51ZM59 250V251H58ZM61 250V251H60ZM28 251H30V252H33V253H31V254H29V256H28ZM65 251V252H64ZM223 251H225V252H223ZM27 252V253H26ZM45 252H49V253H45ZM56 252V253H55ZM58 252V253H57ZM182 253L184 254V255H182ZM6 254H8V256L6 255ZM36 254V255H35ZM50 254H52L51 256H50ZM55 254V255H54ZM56 254H58V255H56ZM203 255V256H202ZM220 255V256H219ZM224 255V257H221V256H223ZM6 256V257H5ZM60 257H62L60 260H59V258ZM201 257H202V259H201ZM218 257V258H217ZM22 258V257H21ZM24 258V257H23ZM26 258V257H25ZM217 258V259H216ZM226 261V262H224V260ZM57 259H58V261H57ZM259 260H257L254 264H259L260 262H261V260L263 259H261V258H258ZM260 261V262H259ZM263 261V260H262ZM224 262V263H223ZM262 263V262H261ZM260 263V264H261ZM75 264H76V261H75ZM229 264V263H228ZM263 264V263H262Z\"/></svg>",
	"mask_w": 264,
	"mask_h": 264
}]
</instances>
